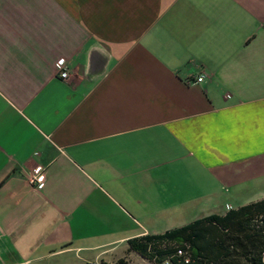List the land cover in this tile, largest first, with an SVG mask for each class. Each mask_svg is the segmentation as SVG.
Segmentation results:
<instances>
[{"label":"crops","instance_id":"obj_1","mask_svg":"<svg viewBox=\"0 0 264 264\" xmlns=\"http://www.w3.org/2000/svg\"><path fill=\"white\" fill-rule=\"evenodd\" d=\"M263 197L264 0H0V264Z\"/></svg>","mask_w":264,"mask_h":264},{"label":"trees","instance_id":"obj_2","mask_svg":"<svg viewBox=\"0 0 264 264\" xmlns=\"http://www.w3.org/2000/svg\"><path fill=\"white\" fill-rule=\"evenodd\" d=\"M126 244L149 264H264V197Z\"/></svg>","mask_w":264,"mask_h":264},{"label":"rangeland","instance_id":"obj_3","mask_svg":"<svg viewBox=\"0 0 264 264\" xmlns=\"http://www.w3.org/2000/svg\"><path fill=\"white\" fill-rule=\"evenodd\" d=\"M241 204H245V203H241ZM185 220H191L189 218H183L181 219L180 217H177L175 219V225L179 226L180 224H182L183 222H185ZM164 219H161V228H163L164 225ZM79 254H82L79 253ZM76 254L73 255V253H66L60 256H54V257H50L48 259H43L40 260L38 263H32V264H72L69 263L67 261L69 260H73L75 259ZM118 258H122L126 261V264H147L146 261H144V259L142 257H140L139 255H137L136 253L133 252H129L127 249L122 250L120 253H117L116 255H114L113 257H111L110 259H101L99 261L96 262H84L81 264H100V262L106 263V264H115L116 260ZM263 260H264V253H263Z\"/></svg>","mask_w":264,"mask_h":264},{"label":"built area","instance_id":"obj_4","mask_svg":"<svg viewBox=\"0 0 264 264\" xmlns=\"http://www.w3.org/2000/svg\"><path fill=\"white\" fill-rule=\"evenodd\" d=\"M56 66L58 68V75L60 78H65L67 75L66 71V63L64 59H59L56 61ZM203 75H198L193 82L198 83L202 81ZM44 179V174L43 170L37 166L32 169L31 174L27 177V181L29 183H35V184H40ZM179 254L180 251H177Z\"/></svg>","mask_w":264,"mask_h":264}]
</instances>
